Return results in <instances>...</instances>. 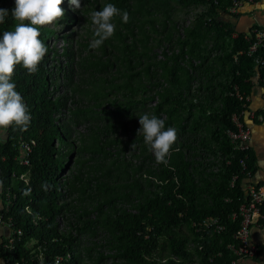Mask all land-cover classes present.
Listing matches in <instances>:
<instances>
[{
    "label": "trees",
    "instance_id": "trees-1",
    "mask_svg": "<svg viewBox=\"0 0 264 264\" xmlns=\"http://www.w3.org/2000/svg\"><path fill=\"white\" fill-rule=\"evenodd\" d=\"M97 2L96 11L113 3L130 18H115L102 47L90 48L91 40L75 47L66 36L58 52L51 39L59 33L45 26L48 52L38 71L16 67L13 82L31 123L0 140L9 156L0 165V215L11 229L0 241L2 264H56L57 257V264H228L239 228L232 214L247 178L241 160L251 174L256 163L251 149L246 157L227 135L236 129L233 114L250 110L256 73L240 53L246 34L220 17L231 0ZM0 4L9 12L2 36L17 21L14 0ZM191 5L206 10L180 30L177 12ZM145 113L177 130L167 165L138 136ZM22 143L30 145L28 164L19 160ZM218 153L224 159L215 171ZM208 217L225 229L205 230Z\"/></svg>",
    "mask_w": 264,
    "mask_h": 264
},
{
    "label": "clouds",
    "instance_id": "clouds-1",
    "mask_svg": "<svg viewBox=\"0 0 264 264\" xmlns=\"http://www.w3.org/2000/svg\"><path fill=\"white\" fill-rule=\"evenodd\" d=\"M64 0H15L11 15L17 21L14 30L4 31L0 36V139H6L9 128L26 131L31 123V115L22 95L16 90L13 77L17 66H22L29 74H35L48 48L40 39L41 29L59 22L65 16L61 7ZM73 10L82 9L81 0H69ZM8 10L0 9V24L5 22ZM94 25L93 38L89 44L98 49L115 34L116 17L123 23L129 22L127 11L121 12L113 3L102 6L100 11H92ZM138 136L143 135L144 143L157 163L167 165L178 133L174 127H167L165 121L147 113L139 116ZM134 150L136 145H131ZM178 150V149H177ZM45 191L48 186H43Z\"/></svg>",
    "mask_w": 264,
    "mask_h": 264
},
{
    "label": "built area",
    "instance_id": "built-area-1",
    "mask_svg": "<svg viewBox=\"0 0 264 264\" xmlns=\"http://www.w3.org/2000/svg\"><path fill=\"white\" fill-rule=\"evenodd\" d=\"M245 1L255 2L257 0H231V5L228 7L229 11L237 12ZM245 37L249 41V45L246 51H241L240 53H246L253 59L256 69L253 83L261 87L264 99V29L253 28ZM240 98L242 99L243 96L240 95ZM246 101H251L250 95L246 96ZM246 113L252 118L264 121V105L258 111L244 109L240 113L233 114L236 129L228 130V136L234 147L246 151V157H248L247 152L251 149V128L245 122ZM22 145L24 147L23 150L26 149V151L23 152L19 160L22 164H28L30 145L28 143H22ZM8 158V155L0 153V165ZM241 163L244 171L246 170L247 178L244 180V199L238 211L232 214V218L239 219V228L235 233L236 242L228 245L234 253V258L228 264H241L243 258L257 255V245L251 241L252 227L254 225H264V185L250 182L252 174L247 170L246 161L242 159ZM238 177L237 174L233 175L230 180L232 186L235 185ZM0 221H3L1 215ZM202 226L205 230H212L217 233H221L225 229V224L216 217L206 218L202 222ZM18 232L21 233V231ZM12 242L13 239L10 238V243ZM58 262L59 258L56 259V264Z\"/></svg>",
    "mask_w": 264,
    "mask_h": 264
},
{
    "label": "crops",
    "instance_id": "crops-1",
    "mask_svg": "<svg viewBox=\"0 0 264 264\" xmlns=\"http://www.w3.org/2000/svg\"><path fill=\"white\" fill-rule=\"evenodd\" d=\"M220 17L238 33L249 34L256 27L264 29V0L245 1L237 12H231L227 8V12H221ZM262 105H264L262 90L260 86L255 84L251 93L250 111H258ZM245 122L251 128V151L256 161L250 182L264 185V121L252 118L246 113ZM1 191L0 189V193ZM7 226L6 223L0 221V241L11 235V230L9 235H6ZM251 241L257 245V255L243 258L241 264H264V225L252 227Z\"/></svg>",
    "mask_w": 264,
    "mask_h": 264
},
{
    "label": "rangeland",
    "instance_id": "rangeland-1",
    "mask_svg": "<svg viewBox=\"0 0 264 264\" xmlns=\"http://www.w3.org/2000/svg\"><path fill=\"white\" fill-rule=\"evenodd\" d=\"M15 2V0H14ZM97 0H81L82 4V9L80 10H73V8L70 6L69 0H64V3L61 5L63 9L68 10V17H71L70 19L64 18L60 20L57 23H54L50 27L54 30H56L57 33H59V36H54L51 39V44L57 48L58 52H61L62 48L68 43L67 40L72 41L75 44V47L77 46L76 41H84V40H92V31L94 30V25L92 24L91 21V12L94 11ZM206 10L204 6L201 5H196V6H189L187 8H182L177 12L176 15V26L181 30L183 25H190L194 21V19L203 13ZM66 34V35H63ZM67 36V40L65 37ZM162 50L161 47L157 49L158 52ZM58 56V55H57ZM160 56V54H159ZM250 102V101H248ZM244 106H247V102H245ZM228 135V134H227ZM11 141L15 142V137L11 136ZM218 158L214 159L215 161V166L214 169L215 171H218L220 168L219 166V159H224L223 156H221V153H218ZM253 176V175H252ZM26 179H28V176H26ZM0 189L2 190L0 193V196L3 194V186L2 183L0 185ZM0 202L2 203V199L0 198ZM7 234L9 235V229L10 227L7 226ZM185 232H188L186 228H184ZM1 240V237H0ZM98 242L100 241L97 237L96 239ZM59 258V262L61 260V257ZM56 258V259H57ZM0 264L4 263L2 259H0ZM58 262V263H59ZM106 264H115V261L112 258H108L106 260ZM188 264H199L196 260L194 259V262L188 263Z\"/></svg>",
    "mask_w": 264,
    "mask_h": 264
}]
</instances>
